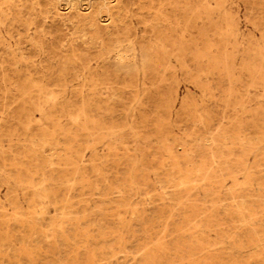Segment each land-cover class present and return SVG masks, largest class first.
Segmentation results:
<instances>
[{
    "label": "rangeland",
    "instance_id": "rangeland-1",
    "mask_svg": "<svg viewBox=\"0 0 264 264\" xmlns=\"http://www.w3.org/2000/svg\"><path fill=\"white\" fill-rule=\"evenodd\" d=\"M0 264H264V0H0Z\"/></svg>",
    "mask_w": 264,
    "mask_h": 264
},
{
    "label": "bare ground",
    "instance_id": "bare-ground-1",
    "mask_svg": "<svg viewBox=\"0 0 264 264\" xmlns=\"http://www.w3.org/2000/svg\"><path fill=\"white\" fill-rule=\"evenodd\" d=\"M229 168V167H228ZM154 252V251H153ZM147 253V252H146Z\"/></svg>",
    "mask_w": 264,
    "mask_h": 264
}]
</instances>
